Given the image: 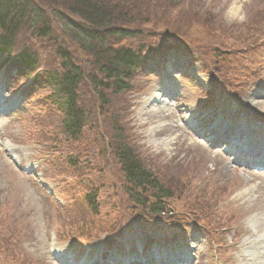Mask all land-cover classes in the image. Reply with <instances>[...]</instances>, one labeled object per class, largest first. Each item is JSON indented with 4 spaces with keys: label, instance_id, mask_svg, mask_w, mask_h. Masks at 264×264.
Segmentation results:
<instances>
[{
    "label": "rangeland",
    "instance_id": "rangeland-1",
    "mask_svg": "<svg viewBox=\"0 0 264 264\" xmlns=\"http://www.w3.org/2000/svg\"><path fill=\"white\" fill-rule=\"evenodd\" d=\"M29 1L45 11L54 32L39 39L23 29L16 50L28 49L41 70L52 71L61 63L56 49L67 50L84 75L78 96L88 114L82 135L69 141L57 127V115L52 117L46 107H29L44 89L36 94L16 89L29 101L0 125V264H56L50 246L81 264L85 253L92 261L100 253L102 259L141 246L150 251L167 247L175 235H183L177 237L179 246L196 247L192 264H261L253 240L264 233V175L235 167L218 149L206 148L188 121L197 116L205 128L219 116L249 128L254 136L264 135V124L254 119L264 114V106H255L264 103V71L260 76L255 72L264 60V0H90L109 16L107 27L132 32L116 44L143 46L142 56L156 67L150 73L147 66L144 76L135 74L128 92H104L107 104L88 83L96 73L93 57L65 37L53 18L51 9L62 0ZM175 42L190 52L189 76L168 67ZM163 76L178 94L146 108L143 97L155 95ZM33 77L18 78L15 88L29 86ZM259 93L261 98L253 100ZM235 94L240 99L231 97ZM122 147L132 149L143 167L172 191L167 201L172 216L155 218L127 198L128 184L117 159ZM72 157L77 163L69 167ZM91 195L96 213L89 208ZM194 222L203 224L208 236L195 239L200 224ZM110 238L119 240L108 244Z\"/></svg>",
    "mask_w": 264,
    "mask_h": 264
},
{
    "label": "trees",
    "instance_id": "trees-1",
    "mask_svg": "<svg viewBox=\"0 0 264 264\" xmlns=\"http://www.w3.org/2000/svg\"><path fill=\"white\" fill-rule=\"evenodd\" d=\"M61 3L57 2V8L51 9L53 18L61 26L65 37L93 57L96 73L88 77V83L96 91L95 96L102 104H107L104 92L109 91L110 96L128 92L132 74L142 63L139 53H136L141 48L132 50L116 44L130 38L129 34L125 30L107 27L109 22L104 20L109 16L98 10L90 0H62ZM53 25L45 11L29 0H0V54L5 61L19 67L20 71L34 74L35 92L45 90L39 98L48 107L52 117H59L57 127L61 135L69 141H75L82 135L87 123L88 112L80 105L78 96L84 75L63 47L56 49L61 63L59 69L53 71L41 70L38 57L28 49L15 48L19 31L28 29L43 39L54 32ZM117 159L128 184L126 195L130 201L148 206L152 213H173L167 204L172 191L156 179L154 173L143 167L132 149H118ZM76 163L77 159L72 157L69 167ZM143 188H149V193L143 194ZM137 196L141 197L140 201ZM93 197L91 202L94 201Z\"/></svg>",
    "mask_w": 264,
    "mask_h": 264
},
{
    "label": "bare ground",
    "instance_id": "bare-ground-1",
    "mask_svg": "<svg viewBox=\"0 0 264 264\" xmlns=\"http://www.w3.org/2000/svg\"><path fill=\"white\" fill-rule=\"evenodd\" d=\"M234 10H237V6L232 7V11H234ZM255 106L258 107V108H260V107L264 106V103H260V104H256L255 103ZM233 150L235 151L237 149H233Z\"/></svg>",
    "mask_w": 264,
    "mask_h": 264
}]
</instances>
